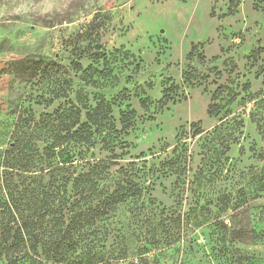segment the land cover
Wrapping results in <instances>:
<instances>
[{
  "label": "rangeland",
  "instance_id": "1",
  "mask_svg": "<svg viewBox=\"0 0 264 264\" xmlns=\"http://www.w3.org/2000/svg\"><path fill=\"white\" fill-rule=\"evenodd\" d=\"M77 94L110 105L109 184L140 191L92 225L99 256L264 264V0H0V150Z\"/></svg>",
  "mask_w": 264,
  "mask_h": 264
},
{
  "label": "trees",
  "instance_id": "2",
  "mask_svg": "<svg viewBox=\"0 0 264 264\" xmlns=\"http://www.w3.org/2000/svg\"><path fill=\"white\" fill-rule=\"evenodd\" d=\"M18 62L21 68L26 63L31 76L41 72L36 67L42 60ZM52 93L46 106L68 98L64 88H53ZM76 100L78 105L66 101L37 118L24 117L23 110L11 140L0 150V264H152L143 256L132 262L125 249L117 261L93 250L94 222L140 191L128 179L110 185L115 163L90 152L99 139L114 150L109 103L99 99L89 105L79 94ZM125 116L120 118L123 128L130 126ZM181 160L179 154L174 165ZM92 196L107 197L93 205ZM81 200L89 207L82 210Z\"/></svg>",
  "mask_w": 264,
  "mask_h": 264
}]
</instances>
